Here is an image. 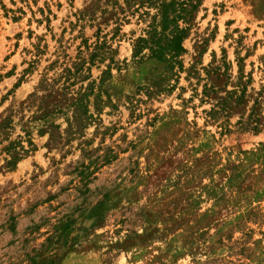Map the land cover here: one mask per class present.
Returning a JSON list of instances; mask_svg holds the SVG:
<instances>
[{
    "label": "rangeland",
    "instance_id": "374dc122",
    "mask_svg": "<svg viewBox=\"0 0 264 264\" xmlns=\"http://www.w3.org/2000/svg\"><path fill=\"white\" fill-rule=\"evenodd\" d=\"M156 12L0 0V264H264V128L202 96L264 86V0H201L172 67Z\"/></svg>",
    "mask_w": 264,
    "mask_h": 264
},
{
    "label": "trees",
    "instance_id": "16d2710c",
    "mask_svg": "<svg viewBox=\"0 0 264 264\" xmlns=\"http://www.w3.org/2000/svg\"><path fill=\"white\" fill-rule=\"evenodd\" d=\"M153 1L157 8V20L149 26L146 36L136 38L133 43V55L144 56L147 51L150 58L172 67L179 63L177 57L184 51L182 40L187 35L201 0ZM222 63L225 71L228 70V62L222 60ZM219 68L218 65L212 70L216 82L205 85L202 91L203 97L215 100L206 112L207 115L215 119L219 116L227 118L237 113L238 128L254 132L264 128V86L261 85L257 91L250 87V93H247V86L251 81L250 75L244 78L241 67H238L236 79L232 80L230 74L217 72ZM222 76L225 78L223 79ZM228 84L231 85L229 89H227ZM226 122V119L225 123L220 122V126L223 130L229 131Z\"/></svg>",
    "mask_w": 264,
    "mask_h": 264
}]
</instances>
